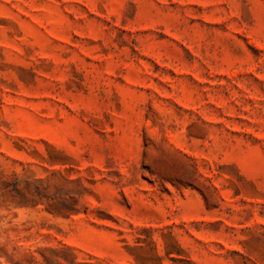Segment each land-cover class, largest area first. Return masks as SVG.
<instances>
[{
    "label": "rangeland",
    "instance_id": "374dc122",
    "mask_svg": "<svg viewBox=\"0 0 264 264\" xmlns=\"http://www.w3.org/2000/svg\"><path fill=\"white\" fill-rule=\"evenodd\" d=\"M0 264H264V0H0Z\"/></svg>",
    "mask_w": 264,
    "mask_h": 264
}]
</instances>
